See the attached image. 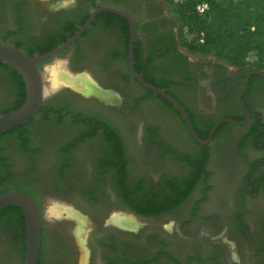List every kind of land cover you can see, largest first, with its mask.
<instances>
[{"label":"flooded vegetation","instance_id":"flooded-vegetation-1","mask_svg":"<svg viewBox=\"0 0 264 264\" xmlns=\"http://www.w3.org/2000/svg\"><path fill=\"white\" fill-rule=\"evenodd\" d=\"M103 5L121 10L131 17L134 28L133 68L140 78L161 89L184 108L189 123L200 140L205 141L212 134L205 143L197 142L178 107L132 75L128 65L129 21L115 12H97L80 36L57 56H67L68 61L80 68L87 66L93 72L87 73L96 84H92L93 87L96 86L95 91L98 88L112 91L120 98L119 103L112 105L99 99L97 95H90L92 99L103 102L106 107L116 112L125 108L132 113L139 105L150 103L162 109L166 118L148 123L145 127L146 145L148 148H157L162 157L177 164L180 173H166L151 186L144 177L136 181L132 178L125 147H119L117 152L115 147H110L106 131L78 121L81 116L98 118L92 112L70 106L74 101L86 99L87 95L62 85L53 95L54 100L58 101L48 104L44 97L42 109L34 118L0 135V194L9 190L21 191L34 199L40 210L38 264H46L48 239L41 200L47 195V188L53 191L69 189L72 185L68 179L70 174H74L72 180L78 178V173L75 174L73 170L76 167V153L80 151L79 146L84 141L82 137L74 138L61 143L52 151L44 144L36 143L33 130L41 125L60 127L65 124L79 126L81 136L86 134L90 139L97 135L103 137L104 147H99L90 158L93 168L89 170L90 182L97 186L84 194L94 204L93 209L97 215L104 203L115 201L124 205L132 215L158 217L178 209L199 189L202 196L191 208L186 224L201 219L200 205L206 202L213 188L209 181L213 171L209 166L216 150L224 149L231 164L240 167L234 197L238 209L230 216L239 224L237 227L242 240L238 242H241L240 247L246 253L244 263L264 264V66L251 64V61L244 66H230L217 61L213 56L188 52L181 44L179 27L174 23L164 0H0V41L12 44L27 54L50 50L74 35L90 13ZM45 61L47 60L37 62L39 69ZM13 69L15 68L0 61V91L4 92L3 98L6 99L0 107V114L10 110L18 102L17 75ZM118 84L124 91L117 87ZM127 94L135 95V105L127 102ZM226 117L244 122H220L212 132L216 123ZM110 119L101 122L120 134L119 127ZM157 141L161 144H157ZM232 141L233 147L227 148L231 147ZM11 148L14 149L13 152L10 151ZM49 153H53V156ZM115 154L122 161L118 168L119 160H116L118 158ZM47 162L51 165L44 168L43 164ZM104 182L112 183L115 193L110 199L101 201L98 196L99 185ZM125 183L127 189L124 193L121 189H124ZM180 195H183V199L177 202ZM9 207L14 210L0 211V264H23L24 217L17 206ZM149 208L150 212H143ZM164 208L165 212H156ZM72 209L73 213L77 210L74 207ZM79 214L81 217L85 216L81 212ZM113 214L124 216H120L119 212ZM113 214L100 223L108 232L91 237L94 247L89 246L88 241L91 239L84 234L81 241L88 248L87 264H161L163 259L170 264H242L231 250L227 252L230 247L218 240L210 242V245L195 243L181 259L174 258L165 249L164 240L157 237H151V241L159 246L155 253H137L135 249L133 252L135 242L125 236L127 233V236L133 234L135 228L111 221ZM247 215L258 216L255 228H250L252 225L244 220ZM217 216L219 220L222 218V214ZM217 216L208 215L204 220L218 227ZM71 219L77 222L75 218ZM84 220L86 223L89 221L88 218ZM65 228L62 227L61 230ZM57 234L64 239L60 244L62 257L71 258L76 251L80 252L74 231L72 236H68L66 232L64 235ZM169 257L173 262L167 260Z\"/></svg>","mask_w":264,"mask_h":264},{"label":"rangeland","instance_id":"rangeland-1","mask_svg":"<svg viewBox=\"0 0 264 264\" xmlns=\"http://www.w3.org/2000/svg\"><path fill=\"white\" fill-rule=\"evenodd\" d=\"M221 1L225 2L227 0ZM181 37L183 41L184 39L186 41L191 40L190 38L183 36V33H181ZM255 58L256 57L254 54H250L249 61H253ZM53 68H60L61 70L69 73L71 76H77V74H83L87 72L93 73L85 65L80 68L77 65L72 64L70 61H68L67 56H56L43 62L40 67L42 82L45 86V89L47 90H50L53 87L50 78L51 69ZM62 85L65 84H60L59 89L52 91V93L46 95L47 97L45 96L46 103L53 104L54 102L58 101V99L54 100L55 96L53 95H55L56 92L60 90ZM1 86L2 85H0V87ZM117 87H120L119 89L124 91V88L121 85ZM73 89L77 90V88ZM77 91L86 94L87 98L81 99L78 102L74 101L70 104V106L73 109L80 108L79 110L84 112H92V114L98 117L96 119L91 116H81V118H78L79 122H84L92 127L95 126L100 131L104 130L106 131V135L112 133V129L109 125L101 122L102 120L111 118L114 124L119 127L120 134H118L117 131L116 133L121 140L122 147H125V152L127 153L126 157L130 162L129 167L132 178H135L137 181V179L144 177L148 185L151 186L153 185L154 181L158 180V178L162 179L166 173H180V167L177 164L172 163L167 157H162L157 148H148L146 145L147 132L145 131V127L148 123H153L154 121H163L166 118V115L162 109H160L158 106L146 103L141 104V106L139 105V107H137V109L132 113L127 112L125 108H122V110L116 112L106 107L103 102L97 100L96 98L92 99L90 96L97 95L99 99L106 101L108 104L114 105L119 103L121 100L112 91L93 90L91 93H87L79 89ZM3 93L4 92L0 91V107L5 103L6 100L3 98ZM133 96L135 95L127 94L125 97L127 102H130V105L132 106L135 105L134 102L136 100ZM56 117H59V115L56 114ZM80 131L81 130L79 126H70L69 124H65L60 127H55L53 125L43 127L41 125L33 130V138L37 144H44L47 149L53 151L55 147H58L61 143L73 140L74 138H81L82 136L80 135ZM113 136L114 134H112L111 144L117 142L119 144L120 141H118L117 137L115 141ZM82 139L84 142L80 144V151L76 153V167L73 170L75 174L78 173V178H76V180H72L74 174H70L68 179L72 182V185L69 189L63 191H53L51 189L48 190L47 188V195L41 200L42 214L45 219V229L48 237L46 264H87L88 248L85 246V243L81 241L84 239V234L88 235L91 239V237L93 238V236H97V234L101 235L103 233H107V229L102 228L100 223L105 218H108L109 215L116 212H119L120 216H132L134 220H132L133 224L129 225L126 222H120V224L123 223V226L125 227L135 228V232L133 234L127 236V233L125 236L126 239H132V241L135 242V248H132L133 252L135 249L137 253L142 251H147L150 254L155 253L158 251L159 246L151 241V237H157L161 240H164L165 249L169 251V253L174 258L178 257L181 259L187 254L189 247L193 246L195 243H208V245H210V242L218 240L225 242V245H228L231 248L228 250L226 247L227 252L231 250V252L235 254L236 258L242 262V264H245L244 262L246 261V253L244 254V249L242 246L240 247L241 242H238L242 240V237L239 235V228L237 227L239 224L237 221L235 223L234 218L230 216V214L238 209V203L236 205L234 197L236 188L235 185L240 175V167L236 165L233 166L231 164L228 157H226V152L224 149L220 150V148H218L219 150H216V155L212 157L209 166L213 171L212 178L209 180L210 184L213 185V188L206 202L200 205L201 208L199 213L202 218L195 219L193 222L186 224L191 208L195 206V203H197L200 196H202L199 189L189 201L182 204L178 209L169 213H164L158 217H139L132 215V213L124 205L115 201H110L107 204L104 203L101 207L102 210L97 211V215L93 209L94 204L88 201L89 196L85 197L84 194L87 190L97 186L96 184H92V182H90L89 170L93 169L90 158L92 157L91 154L96 152L99 147H104V142L103 137L100 135H97L91 139L88 137ZM156 143L161 144V142L158 141ZM230 143L231 147L227 148L231 149L234 145V141ZM115 148L118 152L119 147ZM13 150V148L10 149L12 152ZM49 155L53 156V153H49ZM172 155L175 154L172 153ZM115 156L118 158L116 160H119L117 162L118 168L121 166L122 161L119 159L118 154H115ZM233 160L237 161L236 158H233ZM50 165V162L43 164L44 168H49ZM111 184L112 183L104 182L99 185L100 192L98 193V196L101 197V201H103L105 198L110 199V197H113L115 191ZM209 186L210 185H208V187ZM54 204L70 206V208L74 207L77 209L74 211L76 215L68 214L65 210H62L60 215H51L49 214V209ZM78 210L86 217H81ZM219 214H222V218L220 220L217 216ZM77 215L78 218L76 217ZM208 215L217 216L216 222L219 224L218 227H215L211 222L204 220V218H206ZM71 218H75L77 222ZM79 218L81 219L79 220ZM85 218H88L89 220L87 223L84 222ZM257 219L258 216L251 217L248 215L244 218L246 222H249L250 225H252V227L248 225L250 228H255L257 226ZM62 227H66L65 229L67 230H61ZM78 227L81 228L82 231L80 236L77 235ZM73 231L78 238L77 242L80 246V252L76 251L75 254L71 255V258H64L62 257L60 251V244L63 243L64 239L62 235V238L58 237L57 233H63L64 235L66 232L67 235L70 236L71 234L73 235ZM92 240L93 239L88 241L89 246L94 247L95 245ZM167 260L173 262L172 258ZM162 262L163 263L161 264H170L164 259Z\"/></svg>","mask_w":264,"mask_h":264},{"label":"trees","instance_id":"trees-1","mask_svg":"<svg viewBox=\"0 0 264 264\" xmlns=\"http://www.w3.org/2000/svg\"><path fill=\"white\" fill-rule=\"evenodd\" d=\"M201 1H205L209 5L207 12L203 15L197 14L194 10L195 4ZM164 2L174 23L179 27L181 44L188 52L213 56L217 61L230 66H244L249 63L250 54H254L256 58L251 61V64L259 67L264 66V0H227L225 2L221 0H164ZM181 33L191 40L184 39L183 41ZM201 34L202 41L199 40ZM13 70L17 75L18 102L11 109L18 107L25 98L24 79L16 69ZM112 134H114L115 141L117 137L113 130L108 134L110 147H122L121 142L111 144ZM86 137V134L82 136V138ZM117 139L120 141L118 137ZM126 189L125 183L124 189L121 190L125 193ZM180 196L176 200L177 202L183 199V195ZM17 209L21 212L18 207ZM4 210H14V208L9 207ZM164 210L166 209H159L156 212L161 213ZM150 211L149 208L143 212Z\"/></svg>","mask_w":264,"mask_h":264},{"label":"water","instance_id":"water-1","mask_svg":"<svg viewBox=\"0 0 264 264\" xmlns=\"http://www.w3.org/2000/svg\"><path fill=\"white\" fill-rule=\"evenodd\" d=\"M102 10L118 13L124 16L129 21L130 42L128 52V65L132 75L143 85L155 92L164 95L170 101H172L175 106L178 107L183 115V118L186 121L190 132L197 142L205 143L208 139H210L212 133L207 140H200L194 133L184 111V108L175 99L164 93L161 89L155 88L144 82V80L140 78L139 74L135 72L132 59L134 28L131 17L121 10L105 5L94 9L90 13L84 24L74 33V35H72L64 43L51 49L50 51L41 54L29 55L24 50L17 48L12 44L0 41V61L14 67L22 75L25 83V98L23 102L18 107L0 114V135L17 126L26 124L30 119L34 118L42 109L43 98L57 89L56 88L50 90L46 93L45 86L42 82V75L40 69L37 66V62L56 57L62 49L68 47L72 42H74L75 39L80 36V34L89 26L96 13ZM224 121L232 123L244 122L229 117L222 118L213 127L212 132L220 122ZM9 206L19 207L24 217L25 253L23 264H38L41 240V214L38 206L34 199H32L29 195L18 190H9L0 194V211Z\"/></svg>","mask_w":264,"mask_h":264},{"label":"bare ground","instance_id":"bare-ground-1","mask_svg":"<svg viewBox=\"0 0 264 264\" xmlns=\"http://www.w3.org/2000/svg\"><path fill=\"white\" fill-rule=\"evenodd\" d=\"M50 78H51V83L53 86L52 89H50V90L58 88L60 86V84H65L66 86L77 88V90L79 89V90L84 91V92H93L94 87H96V86L93 87V85H96V84H95L94 80H92L91 77L87 73L77 74V76H71L69 73L61 70L60 68H53V69H51V77ZM50 90L45 89L46 93ZM99 90L102 91L101 89L98 88V91ZM62 210H65L68 214H72V215L74 214L72 212L73 209L70 208V206H66L65 208H63L57 204H54L53 206L50 207L49 213L51 215L56 216V215H60ZM132 220H133V218L131 216H126V215L119 217L117 214H114L111 217V221L117 222L118 224H120V222H126L129 225V224H132V222L134 221V220L133 221ZM84 222H86V221H84ZM84 224H82V225H84ZM120 225H124V224L122 223ZM77 229L79 232L78 234H81V228L78 227Z\"/></svg>","mask_w":264,"mask_h":264},{"label":"built area","instance_id":"built-area-1","mask_svg":"<svg viewBox=\"0 0 264 264\" xmlns=\"http://www.w3.org/2000/svg\"><path fill=\"white\" fill-rule=\"evenodd\" d=\"M176 1H184V0H176ZM209 8V5L207 2L205 1H201V2H197L194 6V10L197 14L199 15H203L207 12ZM200 41H202V34L200 35V38H199Z\"/></svg>","mask_w":264,"mask_h":264}]
</instances>
